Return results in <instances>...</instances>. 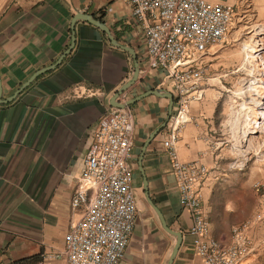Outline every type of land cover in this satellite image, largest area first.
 Wrapping results in <instances>:
<instances>
[{
  "label": "crops",
  "instance_id": "0c3cea01",
  "mask_svg": "<svg viewBox=\"0 0 264 264\" xmlns=\"http://www.w3.org/2000/svg\"><path fill=\"white\" fill-rule=\"evenodd\" d=\"M233 5L238 0H216ZM230 5V6H231ZM93 16L117 41L76 15ZM143 44V27L128 0H0V264H64L61 255L71 223L81 211L71 200L87 144L114 95L132 78ZM70 50L69 53L67 51ZM215 51V50H214ZM213 51V52H214ZM62 62L8 101L37 71ZM139 63V62H138ZM164 72L139 75L128 90L135 113L131 156L139 213L119 264H168L177 237L183 236L172 264H202L189 229L191 213L180 204L171 160L163 145L176 109L175 92ZM206 82L203 100L191 104L189 123L177 144L180 159L209 169L222 155L221 96ZM99 90L76 98L74 89ZM157 89L168 97L149 94ZM145 95V96H144ZM214 173L203 185V208L212 236L228 242L241 212L217 193ZM258 231H261V229Z\"/></svg>",
  "mask_w": 264,
  "mask_h": 264
},
{
  "label": "built area",
  "instance_id": "2783aa9c",
  "mask_svg": "<svg viewBox=\"0 0 264 264\" xmlns=\"http://www.w3.org/2000/svg\"><path fill=\"white\" fill-rule=\"evenodd\" d=\"M131 15L143 27L138 54L139 75L164 72L163 83L175 92L176 109L163 141L180 193V204L191 213L189 235L202 264H245L255 250L253 224L232 229L222 242L210 233L203 208V185L211 170L199 163H185L177 144L191 123L193 102L202 101L207 57L223 44L234 22L233 6L216 0H128ZM74 89L76 98L96 97L99 90ZM128 93L117 101L127 104ZM135 113L130 106L109 107L87 144L82 171L71 208L81 218L71 223L61 255L64 264H119L124 258L139 213L130 160L134 147ZM258 215L255 221L260 222Z\"/></svg>",
  "mask_w": 264,
  "mask_h": 264
},
{
  "label": "rangeland",
  "instance_id": "374dc122",
  "mask_svg": "<svg viewBox=\"0 0 264 264\" xmlns=\"http://www.w3.org/2000/svg\"><path fill=\"white\" fill-rule=\"evenodd\" d=\"M231 6V31L206 59L205 86L221 96L224 148L210 170L220 198L242 214L232 227L254 223L245 264H264V0Z\"/></svg>",
  "mask_w": 264,
  "mask_h": 264
},
{
  "label": "water",
  "instance_id": "95a60500",
  "mask_svg": "<svg viewBox=\"0 0 264 264\" xmlns=\"http://www.w3.org/2000/svg\"><path fill=\"white\" fill-rule=\"evenodd\" d=\"M79 20L87 21V22L91 23L92 25L98 27L100 30H102L103 32H105V33H107L109 35V37H110V39H111V41L113 42L114 45H118L117 41L111 35V31L109 30V28L104 23L96 20L93 16L85 15V14H78V15L75 16V18L73 19V22H72V30H73L72 47H73L74 42H75V24ZM123 48L128 50V51H130L132 53V55H133V57L135 59V71H134V74H133V78L128 83H126L113 97L112 106L118 107V108H124L126 106H131L133 103H135L136 101L141 99V98H138V99L129 101V102H127V104H121V103H119L117 101L118 96L120 94L124 93L125 91H127L134 83H136V81L139 78V63L137 61L136 54L131 49H128V48H125V47H123ZM69 52H70V50L67 51V53H69ZM64 57H65V55H63L56 64L37 71L25 84H23L20 87V89L8 101H13L16 97H18V95L22 91H24L26 88H28L31 85V83H33L35 81V79L37 77H39L40 75H42V74H44V73H46V72H48V71H50L52 69H55L62 62ZM149 94H154V95L162 96V97H168L173 103V95L170 92H168V91H165V90H162V89H157L155 91L150 92ZM1 95H2V86H1V82H0V98H1ZM164 226L167 229V231H169L170 233H172L173 235H175L177 237L176 246H175V248L173 250V253L171 255V258H170V260L168 262V264H172L174 259H175V257H176V255H177V252H178V250H179V248L181 246L183 236H182L181 233H176V232H173L172 230L168 229V227L166 226L165 222H164Z\"/></svg>",
  "mask_w": 264,
  "mask_h": 264
},
{
  "label": "trees",
  "instance_id": "16d2710c",
  "mask_svg": "<svg viewBox=\"0 0 264 264\" xmlns=\"http://www.w3.org/2000/svg\"><path fill=\"white\" fill-rule=\"evenodd\" d=\"M30 261H24L22 263H15V264H29Z\"/></svg>",
  "mask_w": 264,
  "mask_h": 264
},
{
  "label": "bare ground",
  "instance_id": "6f19581e",
  "mask_svg": "<svg viewBox=\"0 0 264 264\" xmlns=\"http://www.w3.org/2000/svg\"><path fill=\"white\" fill-rule=\"evenodd\" d=\"M253 121H255V119L251 120V123H252Z\"/></svg>",
  "mask_w": 264,
  "mask_h": 264
}]
</instances>
